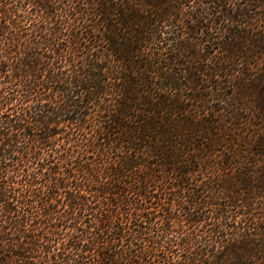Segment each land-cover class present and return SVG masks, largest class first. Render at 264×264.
<instances>
[{"label":"trees","instance_id":"1","mask_svg":"<svg viewBox=\"0 0 264 264\" xmlns=\"http://www.w3.org/2000/svg\"><path fill=\"white\" fill-rule=\"evenodd\" d=\"M0 264H264V0H0Z\"/></svg>","mask_w":264,"mask_h":264}]
</instances>
